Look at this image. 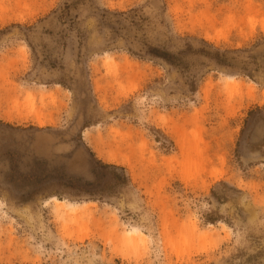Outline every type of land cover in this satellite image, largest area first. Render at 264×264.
Masks as SVG:
<instances>
[{"label": "rangeland", "instance_id": "obj_1", "mask_svg": "<svg viewBox=\"0 0 264 264\" xmlns=\"http://www.w3.org/2000/svg\"><path fill=\"white\" fill-rule=\"evenodd\" d=\"M0 264H264V0H0Z\"/></svg>", "mask_w": 264, "mask_h": 264}, {"label": "bare ground", "instance_id": "obj_2", "mask_svg": "<svg viewBox=\"0 0 264 264\" xmlns=\"http://www.w3.org/2000/svg\"><path fill=\"white\" fill-rule=\"evenodd\" d=\"M227 79L233 81V78L231 77H228ZM37 122L40 123L39 120ZM50 201L54 202L55 206L58 209H63L64 207H67L69 209H75L77 207V204L61 201L55 197H52ZM125 234L128 236V239L132 241V243H134L137 246H140V245L143 246V241H144L143 234L139 230H137L136 228H132V229L126 230Z\"/></svg>", "mask_w": 264, "mask_h": 264}, {"label": "trees", "instance_id": "obj_3", "mask_svg": "<svg viewBox=\"0 0 264 264\" xmlns=\"http://www.w3.org/2000/svg\"><path fill=\"white\" fill-rule=\"evenodd\" d=\"M160 56H162L163 58H166L165 56H167V55H160Z\"/></svg>", "mask_w": 264, "mask_h": 264}]
</instances>
